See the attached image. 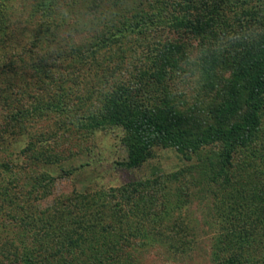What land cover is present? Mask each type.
I'll use <instances>...</instances> for the list:
<instances>
[{
	"label": "rangeland",
	"instance_id": "obj_1",
	"mask_svg": "<svg viewBox=\"0 0 264 264\" xmlns=\"http://www.w3.org/2000/svg\"><path fill=\"white\" fill-rule=\"evenodd\" d=\"M79 1L69 0L57 8L53 20L59 24L50 29L47 23L42 26L46 21L43 15L34 13L36 8L39 10L40 0H0V135L4 132L8 136L7 141L13 145L0 152V167L7 160L17 164L26 151L31 158L36 157L39 147L34 144V140L42 135L40 131L47 128L58 132L63 145L61 164L49 162L50 165L32 168L31 173L36 175V180L53 181L52 190L39 199V206L45 209L57 205V202L67 204L73 196L78 197V218L68 223L71 228L66 237L63 235L59 239L58 255L50 258L56 264H63L74 249L73 256H76L78 262L72 264H239L238 260L243 264L246 263L247 256H252L248 264H253L252 260L256 264L264 263L263 212L256 215L251 210L255 216L248 217L244 223V229H241L237 240L242 243L240 246L234 244L235 240H230L221 227L223 217L216 211L225 196L224 190L230 195L236 192L246 204L256 199L259 201V208L264 207V111L257 128L250 135L244 129L245 115L242 107L237 105L236 96H217L211 91L210 94L203 95V90L200 91L202 98L198 96L197 83H204L206 88L212 89L210 84L221 79L238 82V71L242 72L243 68L239 66L238 58L233 52L228 53V50H232L229 44L222 41L214 51L209 49V60L205 58L202 61L198 52L201 48L199 36H193L184 26L164 32L162 36L175 35L180 38L178 44L182 53L177 66L182 68L185 81H179L177 89H181L185 100L187 99L182 106H190L197 102V98L198 102L204 101L202 110L197 109L195 113L203 120L202 124L206 128L203 136L208 143L198 146L197 138L189 149L192 150L189 151L190 156H193L191 159L186 151L160 145L153 148L149 161L140 167L129 168L125 164L129 160V149L123 144L126 132L122 127L110 124L87 131L84 125L66 117L62 111L52 112L53 98L48 93L52 96L51 84L55 87V82L45 71L49 67L45 63L50 64V70L61 80L71 83L72 90L75 89L76 77L73 74L79 70L77 61L72 57H63L60 65L53 62L58 54L63 53V56L67 51L68 48L64 45L69 38L80 42L88 34L83 30L88 15L85 6H80ZM105 8L103 5L104 12ZM121 8L122 4L115 7L119 11H122ZM50 31L56 32L61 44H43V39ZM36 35L42 39L37 44L32 41ZM13 61H16L17 67L23 68L18 74L12 72L8 65ZM24 62H27V66L23 67ZM7 65L10 72L6 71ZM260 70L264 75V64ZM88 76L89 83H93L94 73H89ZM37 104L45 107L44 121H41L43 117H33L26 110ZM71 119L73 124L69 123ZM218 129L230 131L223 137ZM230 132L232 137L228 139ZM236 136L238 143L244 142L242 145L236 144ZM209 137H213L212 140ZM194 146L196 149H193ZM226 150H230L233 156L228 167L230 180L227 185L220 186L221 178L217 179L209 170L212 167L216 173L223 170L222 159L225 158ZM182 170L184 176L179 182L183 188L179 189V182L176 184L178 179L175 175H169L176 171L179 177ZM25 172L30 173V168ZM204 173L206 178L203 177ZM15 176L13 173L5 174L0 187L6 178ZM149 176L174 180L170 184L169 199H161L159 196L150 202L140 198L141 205L133 208L131 205L127 206L124 201L128 198L122 197L119 188L137 183L138 190L134 187L133 190L139 195L144 189H139L138 184ZM100 190L104 192L103 199L100 197V200L105 202L110 198L109 193L115 191L116 195L111 198L110 204L113 207L117 203L122 204L125 213L115 216L119 209L114 208L113 214L108 209L101 221L103 211L89 207L88 199L91 197L86 198ZM128 190L132 189L124 191L127 193ZM162 201L168 202V207ZM74 204H70V207L73 208ZM136 212L139 214L136 215ZM91 218L93 221L88 224ZM13 219L14 216H8L1 223L18 229V233L8 230L7 237H2L7 239L1 241L6 248L5 251L0 249L4 251V254L0 253V262L26 264L27 257L33 258L27 259L31 262L42 260L41 254L49 255L50 250L45 251V244L40 243L41 236L36 239L33 232L29 235L25 231L21 233ZM101 223L103 227L96 233H91L92 224L98 228ZM75 237L79 241L72 245ZM239 249L242 250V255ZM65 263L71 264L70 261Z\"/></svg>",
	"mask_w": 264,
	"mask_h": 264
},
{
	"label": "trees",
	"instance_id": "obj_2",
	"mask_svg": "<svg viewBox=\"0 0 264 264\" xmlns=\"http://www.w3.org/2000/svg\"><path fill=\"white\" fill-rule=\"evenodd\" d=\"M68 1L40 0L39 10L36 8L34 13L36 15L41 13L46 19L42 26L47 23L50 29L57 27L59 22L53 20L55 11ZM79 2H81L80 6H85L88 15L83 25V30L88 34L85 32L87 36L80 42L69 38L64 45L68 48L67 51L63 56V53L58 54L53 62L60 65L63 57H72L77 61L79 70L73 74L76 77L75 89L72 90L71 83L61 80L50 70V64L45 63L49 65L45 71L55 82V87L51 84L52 96L48 93L49 97L53 98L52 112L62 111L66 117H71L84 125L87 131L104 128L110 124L122 127L126 132L123 144L129 149V160L125 164L129 168L140 167L149 161L153 148L160 145H169L186 151L191 159L193 156H190L189 151L192 150L189 149L197 138L198 146L208 143L203 136L206 134L203 120L195 113L197 109L202 110L204 101L198 102L197 98V102L190 106H182L187 99L185 100V94L181 89H177L179 81H185L182 68L177 66V60L182 53L178 44L180 38L175 35L162 36L168 29L177 30L184 26L193 36H199L201 48L198 52L202 61L205 58L208 61L207 51L209 49L214 51L222 41L229 44V48L231 47L232 50H228V53L231 54L232 51L238 58L239 66L243 68L242 72L238 71V77L240 76L238 82L221 79L217 83L210 84L212 89L206 88L204 83H197L198 96L202 98L201 94H210L209 91L217 96L225 97L227 94L234 98L236 96L237 105L242 107L245 115L244 129L250 132V135L253 134L264 111V75L260 70L264 64V0H80ZM120 4L122 11L115 9ZM103 5L109 10L105 8L104 12ZM186 31L184 32L187 33ZM37 37V35L33 36V43L42 41ZM57 37L56 32L50 31L43 39V44L52 42L61 44L62 41L57 40ZM8 65L11 71L17 74L23 69L17 67L16 61ZM8 65L5 67L6 71L10 70ZM22 66H27V62ZM89 73H94L93 83H89ZM30 107V110L26 109L27 112L32 113L33 117L36 115L43 117L41 121H44L45 107L42 104ZM53 116L54 114L51 117ZM72 119L70 124L74 123ZM45 131H40L42 135L34 140V144L39 147L36 157L31 158L30 153L24 151L23 159L17 160L19 161L17 164L7 160L2 162L0 167V181H3L5 174L16 175L14 178H6L2 183L3 186L0 187V218L3 217L0 219V249L5 251L6 247L1 241L7 239L2 237H7L8 230L18 233V229L15 230L9 224H1L8 216H14L13 220L17 222L16 227L21 233L25 231L29 235L33 232L36 239L41 236L40 243L45 244V251L50 250L49 255L41 254L42 260L36 259L30 262L28 260L33 258L27 257L26 264L29 262L56 264L50 257L58 255L59 239L63 235L66 237L71 228L68 223L77 220L79 215L77 196L70 198L67 204L63 201L57 202V205L45 209L39 206V199L52 190L53 181L36 180V175L31 173L32 168L50 165L49 162L61 164L63 161L61 136L58 132L47 128ZM218 131L224 137L230 130L218 129ZM2 133L0 152L11 144L7 141L8 136ZM230 137H232L231 132L227 135L228 139ZM212 138L209 137L211 140ZM234 141L239 145L244 143L242 141L238 143L237 136ZM193 149H196L195 146ZM230 150H226L225 158L222 159L221 172L219 170L216 173L213 167L209 170L217 179L221 178L220 186L227 185L230 180L228 167L233 158ZM27 168H30V173L26 174ZM174 175L178 179L177 184L184 176V170L179 177L176 171L169 177ZM205 175L206 173L203 177L206 178ZM160 178L149 176L141 180L138 187L144 190L139 195L133 190V187L137 188V183L119 188L122 197L128 198L124 203L133 208L138 204L141 205L140 198L150 202L159 196L161 199H169L170 184L174 180L162 176ZM178 185L179 189L183 188L180 182ZM127 189L132 190L126 193L124 190ZM223 193L225 196L216 209L223 217L221 227L229 235L230 240H235L234 244L241 246L242 243L237 240L240 238L241 229H244V223L248 217L255 216L254 212L256 215L263 212L264 215V207L259 208V201L256 199L246 204L236 192L230 195L224 190ZM102 195L104 192L100 190L86 196L87 199L91 197L88 199L89 207L103 211L101 221L105 218L108 209L111 210V214L115 213L114 208L119 209L115 216L125 213L122 204L117 203L116 207L110 204L111 198L116 195L115 191L109 193L110 198L106 202L100 200V197L103 199ZM162 202L168 207V202ZM70 204H74L73 208ZM252 209L254 212L251 211ZM260 209L262 211H259ZM92 221L93 218L87 223L91 224ZM91 227V233H96L100 227H103V223L98 228L93 224ZM77 241L79 240L75 237L72 245ZM2 250L0 253L4 254ZM73 250L70 256L64 259L63 264H66V261H70L71 264L78 262L76 256H73ZM239 250L242 255V250ZM251 257L247 256L246 263L243 264H248ZM252 262L256 264L255 261ZM238 263L241 264L240 260ZM0 264L5 263L0 262Z\"/></svg>",
	"mask_w": 264,
	"mask_h": 264
}]
</instances>
